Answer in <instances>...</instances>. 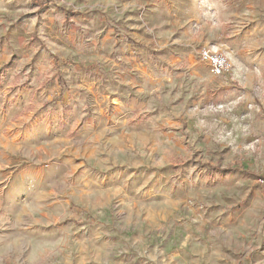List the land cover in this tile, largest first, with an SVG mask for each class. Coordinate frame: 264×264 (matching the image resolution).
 <instances>
[{
  "label": "rangeland",
  "instance_id": "374dc122",
  "mask_svg": "<svg viewBox=\"0 0 264 264\" xmlns=\"http://www.w3.org/2000/svg\"><path fill=\"white\" fill-rule=\"evenodd\" d=\"M0 264H264V0H0Z\"/></svg>",
  "mask_w": 264,
  "mask_h": 264
},
{
  "label": "built area",
  "instance_id": "2783aa9c",
  "mask_svg": "<svg viewBox=\"0 0 264 264\" xmlns=\"http://www.w3.org/2000/svg\"><path fill=\"white\" fill-rule=\"evenodd\" d=\"M200 59L209 64L214 74H223L230 71L232 64L229 58L222 52L204 47L200 51Z\"/></svg>",
  "mask_w": 264,
  "mask_h": 264
},
{
  "label": "trees",
  "instance_id": "16d2710c",
  "mask_svg": "<svg viewBox=\"0 0 264 264\" xmlns=\"http://www.w3.org/2000/svg\"><path fill=\"white\" fill-rule=\"evenodd\" d=\"M231 169V168H230Z\"/></svg>",
  "mask_w": 264,
  "mask_h": 264
}]
</instances>
